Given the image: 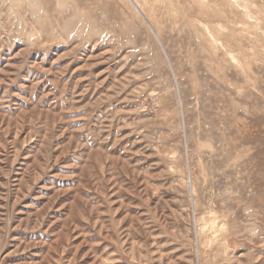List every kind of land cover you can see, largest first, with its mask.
Wrapping results in <instances>:
<instances>
[{"label": "rangeland", "instance_id": "1", "mask_svg": "<svg viewBox=\"0 0 264 264\" xmlns=\"http://www.w3.org/2000/svg\"><path fill=\"white\" fill-rule=\"evenodd\" d=\"M135 2L0 0V264H264V0Z\"/></svg>", "mask_w": 264, "mask_h": 264}, {"label": "bare ground", "instance_id": "2", "mask_svg": "<svg viewBox=\"0 0 264 264\" xmlns=\"http://www.w3.org/2000/svg\"><path fill=\"white\" fill-rule=\"evenodd\" d=\"M131 4H132V6H134L135 7V9L139 12V13H141V14H143V12H142V10H141V8L139 7V5L135 2V0H128ZM62 3V2H61ZM59 5V4H58ZM62 6V5H61ZM145 15V14H144ZM143 15V16H144ZM144 17H146V16H144ZM147 18V17H146ZM154 34H156L157 35V33H155V31H154ZM155 35V36H156ZM158 36V35H157ZM158 38V37H157ZM158 40V42L160 43V41H159V39H157ZM160 45H161V43H160ZM151 96V95H150ZM193 191V190H192ZM197 196V195H196ZM204 216V215H203ZM217 221V220H216Z\"/></svg>", "mask_w": 264, "mask_h": 264}]
</instances>
